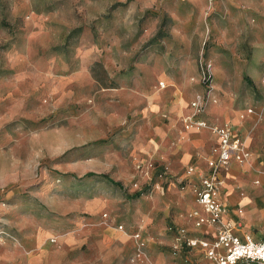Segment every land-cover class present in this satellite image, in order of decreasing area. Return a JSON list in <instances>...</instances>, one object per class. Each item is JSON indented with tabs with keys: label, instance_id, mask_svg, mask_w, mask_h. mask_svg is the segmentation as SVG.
Masks as SVG:
<instances>
[{
	"label": "rangeland",
	"instance_id": "374dc122",
	"mask_svg": "<svg viewBox=\"0 0 264 264\" xmlns=\"http://www.w3.org/2000/svg\"><path fill=\"white\" fill-rule=\"evenodd\" d=\"M197 93L250 146L221 196L264 242V0H0V264H210L169 232L204 229L181 182L209 148Z\"/></svg>",
	"mask_w": 264,
	"mask_h": 264
},
{
	"label": "built area",
	"instance_id": "2783aa9c",
	"mask_svg": "<svg viewBox=\"0 0 264 264\" xmlns=\"http://www.w3.org/2000/svg\"><path fill=\"white\" fill-rule=\"evenodd\" d=\"M199 78L204 86L210 85L212 74L208 66H202ZM217 103L218 100L213 93L207 95L197 93L190 101L191 113L183 118L186 130L208 129L218 137V145L213 149L215 156L208 160V170L199 172L192 166L185 170L188 178L194 176L196 179L193 193L197 205L201 208V210H192L189 216L198 228L216 227L217 237L213 240L197 237L185 228L175 230L172 226L169 227V231L175 235V249L183 246L200 249L205 253L210 264H264V242H256L248 236L244 238L235 234L232 222L224 220L226 207L221 196L224 174L229 170L232 162L241 166L249 164L252 152L246 139L237 136L229 122L215 124L205 118L210 104ZM262 173L264 175V170Z\"/></svg>",
	"mask_w": 264,
	"mask_h": 264
},
{
	"label": "crops",
	"instance_id": "0c3cea01",
	"mask_svg": "<svg viewBox=\"0 0 264 264\" xmlns=\"http://www.w3.org/2000/svg\"><path fill=\"white\" fill-rule=\"evenodd\" d=\"M192 99V98H191ZM191 99L189 100V102H188V109H187V111L185 112V114L183 115V118L186 116V115H188V114H190L191 113V108H190V101H191ZM208 120V119H207ZM209 122H211L210 120H208ZM211 123H215V124H221V123H223V122H220V123H218V122H211ZM233 127V126H232ZM233 129H234V131H235V134H237V136H241V137H243L244 138V136L241 134V132L238 130V129H236L235 127H233ZM202 130H207V129H202ZM199 131H201V130H187V133H196V132H199ZM211 133V132H210ZM210 141H209V148H208V150L207 151H205V155H204V157H203V160H201L200 162H194V163H187L185 166H184V173H183V177H182V180H181V182H185V189H187V190H189L190 192H191V194H192V196H193V202L195 203V206L191 209V211L192 210H201V208L197 205V203H196V201H195V195H194V193H193V185H194V183L196 182V179H195V177L193 176L192 178H188L187 176H186V174H185V170H186V168L187 167H189V166H192V167H194L197 171H199V172H206L207 170H208V160L210 159V158H213L215 155L213 154V149L214 148H216L217 147V145H218V137H217V135H215V134H213V133H211V136H210V139H209ZM248 144V143H247ZM249 146V145H248ZM249 149H250V146H249ZM252 156H253V154H252ZM198 160H200V158H197ZM232 165H239V164H237L236 162H232L231 163V165H230V167L232 166ZM239 166H241V165H239ZM243 166V165H242ZM230 169V168H229ZM229 171V170H228ZM228 171L224 174L225 175V178L228 176ZM264 177V176H263ZM225 207H226V205H225ZM224 218H226L227 220H229V221H231V222H233L232 220H231V216H230V212H228V208L226 207V213H225V215H224ZM192 221H193V224H194V220L193 219H191ZM170 226H172V225H170ZM169 226V227H170ZM173 227V226H172ZM174 228V227H173ZM180 228H185V227H182V226H180L179 228H174L175 230H178V229H180ZM201 228H204L203 230H202V237H206V238H208L207 237V235L210 237V238H208V239H215L216 237H217V229H216V227H214V226H203V227H201ZM186 229V228H185ZM187 230V229H186ZM189 231V230H188ZM170 232V231H169ZM234 233L235 234H237L235 231H234ZM173 236H175L174 235V233H171ZM204 234H206V236L204 235ZM237 235H239V234H237ZM240 236V235H239Z\"/></svg>",
	"mask_w": 264,
	"mask_h": 264
},
{
	"label": "trees",
	"instance_id": "16d2710c",
	"mask_svg": "<svg viewBox=\"0 0 264 264\" xmlns=\"http://www.w3.org/2000/svg\"><path fill=\"white\" fill-rule=\"evenodd\" d=\"M90 176H98L97 174L93 173V172H89V173H86L85 174V177H90ZM99 176L103 177V178H106L108 179L110 182L118 185V186H121L120 182H115L114 180H111L106 174H100ZM141 194V192H136L135 193V196H139Z\"/></svg>",
	"mask_w": 264,
	"mask_h": 264
}]
</instances>
